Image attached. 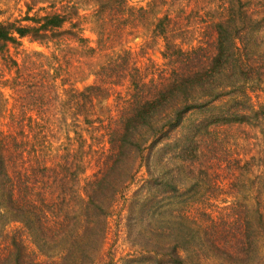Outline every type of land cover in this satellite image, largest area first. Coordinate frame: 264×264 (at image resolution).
I'll return each instance as SVG.
<instances>
[{"label": "trees", "instance_id": "obj_1", "mask_svg": "<svg viewBox=\"0 0 264 264\" xmlns=\"http://www.w3.org/2000/svg\"><path fill=\"white\" fill-rule=\"evenodd\" d=\"M95 1L108 4L112 17H117L118 11L123 9L127 12L133 9L126 0ZM40 2L42 4L37 7L25 3L19 18L0 21V103L5 101L7 105L8 102L3 98V88L8 90L10 99L9 106H5L8 114L0 120V216L9 214L22 223L27 222V219L21 221L19 218L34 207L40 186L38 177H49L55 154L59 152V148L45 146L37 134L60 133L56 123L59 115L68 114L74 120L72 126H76L71 129L72 135L63 129L65 142L59 144H64L66 149V175L70 172L71 181L82 183L80 190L84 195L85 213H89L90 208L96 210L105 223L112 202L127 197L125 191L130 186H136L131 195L140 202V211L147 209L152 215L168 197L176 196L178 184L159 173V166L176 158L190 160L187 155L192 154L191 148L197 137L210 133L215 126L248 121L259 127L264 138V101L260 95L264 93L261 83L264 82L261 80L264 72V0H225L220 15L211 21L214 37L210 41L211 54L205 55V59L211 60L207 69H202L203 63L199 64L202 62L198 58L202 43L197 47L181 48L170 39L167 14L157 19L153 32L163 40L161 55L165 60L162 77H159L161 87L148 88V82L136 67L125 73L128 86L123 101L117 107L113 99L116 114L105 117L106 155L97 160V169L91 176L86 175L84 159L88 152L82 149L85 139L82 128L75 121L91 127L94 122L101 123L105 119L93 109V100L104 88L96 83L77 88L70 69L59 56L24 47V38L46 48L60 44L67 30L66 24L75 25L78 18V13L72 7L62 5L66 3L62 0L58 8H54L52 1ZM138 11L143 8L139 7ZM94 31L97 47L86 46L87 52L101 48V41L110 39L112 34L103 26ZM81 32L80 29L75 37L80 45L86 42ZM254 33L260 35V40L253 36ZM229 72L241 78L230 87H219L215 81ZM91 74L97 76L96 72ZM254 77L257 78L253 81ZM121 109L130 115L126 118L118 116ZM38 167L40 169H36ZM119 170H123L124 175L116 177L115 172ZM112 179L116 182L112 183ZM106 192L109 195L105 201L108 199L109 202L103 205ZM258 222L264 235L261 214ZM186 225L194 228L190 222ZM248 226L246 218L245 229ZM6 238L0 261L27 264L32 249L25 243L23 232L14 230ZM148 242L145 239L131 252L119 256L116 264H201L191 257L193 251L187 252L179 241L165 242L160 249L154 245L147 247ZM42 263L41 260L34 262ZM104 263L112 264L111 261Z\"/></svg>", "mask_w": 264, "mask_h": 264}, {"label": "rangeland", "instance_id": "obj_2", "mask_svg": "<svg viewBox=\"0 0 264 264\" xmlns=\"http://www.w3.org/2000/svg\"><path fill=\"white\" fill-rule=\"evenodd\" d=\"M40 1L43 0H0V21L19 18L25 3L37 7L42 4ZM48 1L54 3V8L60 7V0ZM62 1L66 2L62 5L78 13L79 19H75V25L66 24L61 43L46 48L24 38L23 45L29 51L59 56L70 69L77 88L91 83L103 87L100 96L93 100V109L105 118L115 116L112 101L115 100L117 107L123 101L128 86L125 73L132 68L140 71L148 88L161 87L159 77L165 61L161 55L163 40L153 28L163 14L170 19V39L178 46L188 49L202 43L199 64L203 63L202 69H207L211 60L205 59V55L211 54L210 41L214 37L211 21L220 15L225 0H126L133 9L118 11L119 17H112L108 4L103 1L98 4L95 0ZM139 7L143 11L136 12ZM99 26L109 29L110 39H103L97 51L87 52L86 46L97 47L94 29ZM80 29L86 38L84 46L75 41ZM253 36L260 40L258 33ZM94 72L97 76L91 74ZM261 77L264 81V72ZM240 78L229 72L215 82L221 88L230 87ZM3 93L8 102L7 105L5 101L0 103V120L7 116L5 106L10 102L6 88ZM260 95L264 101V93ZM121 115L126 118L130 113L121 109L118 116ZM72 121L68 114L59 115L56 123L60 133L37 134L45 146L59 148V152L55 154L49 177H38L40 186L37 185L34 207L19 218L27 222L22 223L9 214L0 216V253L5 251L6 235L18 230L23 232L25 243L32 249L27 264L38 260L42 264H105V261L116 264L119 256L131 252L145 239L150 241L147 247L154 245L158 249L165 242L179 241L187 252H194L191 257L201 264H264V235L258 227L260 214L264 220V138L258 126L248 121L232 122L199 135L191 148L192 154L187 155L190 160L176 158L159 166V173L178 184L176 196L168 197L152 215L147 209L140 211V202L131 195L136 186H130L125 191L127 197L112 202L105 223L97 216L98 211L90 208L85 213L82 183L71 181L70 172L66 175V149L64 144H59L65 142L63 129L73 134L71 129L76 126H72ZM75 122L82 128L85 139L82 149L88 152L84 173L91 176L97 169V160L106 155L108 144L103 129L107 120L94 122L91 127ZM122 175L123 170L115 172L116 177ZM108 195L106 192L104 201ZM108 202L107 199L103 205ZM246 218L248 229H245ZM188 222L193 229L186 225Z\"/></svg>", "mask_w": 264, "mask_h": 264}]
</instances>
